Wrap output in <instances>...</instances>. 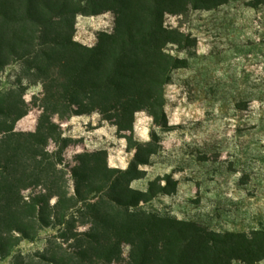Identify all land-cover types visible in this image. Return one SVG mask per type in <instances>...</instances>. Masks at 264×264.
I'll return each instance as SVG.
<instances>
[{"label": "trees", "instance_id": "16d2710c", "mask_svg": "<svg viewBox=\"0 0 264 264\" xmlns=\"http://www.w3.org/2000/svg\"><path fill=\"white\" fill-rule=\"evenodd\" d=\"M227 2L0 0V67L21 61L42 85L41 96H34L31 104L21 96L23 110L13 119L9 116L15 105L8 111L0 107V255L8 254L14 233L31 238L37 222L57 229L59 240L29 264H259L264 260L263 230L220 231L147 210L143 205L166 188L155 181L145 190L130 185L139 178L133 175L137 165L146 163L139 157L141 144L132 139L135 114L146 111L155 124H166V87L173 72L186 66L181 53L196 45L191 34L168 26L166 16ZM109 11L114 14L111 31L98 32L91 46L75 39L78 15ZM32 105L41 109L36 130L17 133L16 123ZM94 113L112 121L118 132H129L123 136L137 150L132 165L126 170L110 167L104 151L80 154L72 169V192L56 182L49 187L44 179L45 192L25 198L22 189L33 180L42 184L43 156L58 128L56 117L63 121ZM53 197L56 201L51 204ZM67 242L69 249L64 247Z\"/></svg>", "mask_w": 264, "mask_h": 264}, {"label": "rangeland", "instance_id": "374dc122", "mask_svg": "<svg viewBox=\"0 0 264 264\" xmlns=\"http://www.w3.org/2000/svg\"><path fill=\"white\" fill-rule=\"evenodd\" d=\"M166 24L191 34L196 45L181 53L186 66L173 72L166 87V124H155L146 111L135 114L132 139L141 144L139 157L146 163L137 165L133 175L139 178L130 185L145 190L155 181L166 188L143 205L147 210L220 231H264V0H228L210 9L168 14ZM113 26L110 11L80 14L75 39L91 46L98 32ZM30 73L21 61L0 67V107H16L9 119L23 110L22 95L30 104L41 96L42 85ZM40 112L32 105L15 131L34 132ZM55 121L58 128L43 156L42 184L33 180L22 189L25 198L45 192L44 179L49 187L56 182L72 192V169L80 154L104 151L108 165L123 170L136 159L137 150L123 136L129 132H118L98 113ZM32 227L31 238L14 233L0 264L37 262L58 243L57 229L37 222ZM69 243L64 247L69 249Z\"/></svg>", "mask_w": 264, "mask_h": 264}]
</instances>
